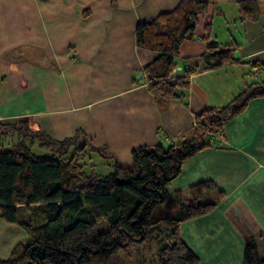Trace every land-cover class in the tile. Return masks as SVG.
Returning a JSON list of instances; mask_svg holds the SVG:
<instances>
[{"label":"crops","instance_id":"crops-1","mask_svg":"<svg viewBox=\"0 0 264 264\" xmlns=\"http://www.w3.org/2000/svg\"><path fill=\"white\" fill-rule=\"evenodd\" d=\"M179 1L0 0V125L57 141L82 133L79 163L95 175L92 154L110 159L113 170L114 163L129 167L139 146L193 139L197 114L264 82V0H254V21L239 19L241 0H206L193 39L181 44L175 61V78L187 66L194 70L189 85L164 100L148 90L144 68L157 54L137 48L135 28ZM209 43L230 46L232 62L206 69ZM14 136L21 137L0 133V143ZM214 138L183 161L167 195L188 199L191 185L212 181L223 198L180 223L179 238L197 264H241L247 235L255 236L259 257L264 246V97L250 100Z\"/></svg>","mask_w":264,"mask_h":264},{"label":"trees","instance_id":"trees-1","mask_svg":"<svg viewBox=\"0 0 264 264\" xmlns=\"http://www.w3.org/2000/svg\"><path fill=\"white\" fill-rule=\"evenodd\" d=\"M208 6L206 0H180L171 11L137 24V48L157 54L144 68L148 90L155 98H177L175 91L189 85L187 73L173 76L175 61L181 44L193 39L197 19ZM238 11L241 21L258 17L254 0L239 1ZM231 52L230 46L219 49L207 44L205 68L232 62ZM261 97L264 82L246 86L228 105L197 114L190 141L167 148H134L129 167L114 163L112 172L102 178L82 170V133L57 141L21 127L0 125L2 135H21L10 149L0 143V218L18 225L27 236L7 258H0V264H107L123 249L147 241L157 246L156 264H197L195 254L179 238V224L211 211L223 192L212 181H202L189 187L188 199L176 192L171 200L167 186L186 158L214 144L215 138L209 141L206 131L215 137L250 100ZM36 145L50 154L33 153ZM209 192H215V198H205ZM31 206L40 211L32 224L23 219ZM101 222L106 228L99 231ZM241 264H264L252 234L246 236Z\"/></svg>","mask_w":264,"mask_h":264},{"label":"rangeland","instance_id":"rangeland-1","mask_svg":"<svg viewBox=\"0 0 264 264\" xmlns=\"http://www.w3.org/2000/svg\"><path fill=\"white\" fill-rule=\"evenodd\" d=\"M16 136L5 137L2 140L3 147L5 149H10L11 146L17 141ZM32 152L41 155L48 156L50 152L44 149H38L37 147L32 148ZM72 150L70 151V153ZM110 159L99 158L96 154H92V163L96 165L94 173L103 177L112 171L110 165ZM80 162H83L80 160ZM83 172L86 174L90 173L89 167H84ZM36 206H31L24 213V221L32 224L35 221V217L38 216L40 211L35 208ZM246 228L251 229V232L255 233V229L251 227L250 223L247 221L245 223ZM106 228V224L101 222L98 225V230L102 231ZM257 233V232H256ZM255 233V234H256ZM27 240L26 234L18 225H11L4 223L0 218V258H7L11 252L20 245L24 244ZM264 243L259 242V245ZM260 257L264 258V246L260 247ZM157 260V246L153 241H147L140 245L133 247H128L118 252L114 257L107 260V264H156Z\"/></svg>","mask_w":264,"mask_h":264},{"label":"built area","instance_id":"built-area-1","mask_svg":"<svg viewBox=\"0 0 264 264\" xmlns=\"http://www.w3.org/2000/svg\"><path fill=\"white\" fill-rule=\"evenodd\" d=\"M185 72L188 74V78H189L191 77V74H193L194 70L190 66H187L185 68ZM205 133L207 137L209 138V141H212L214 139V136L209 131H206Z\"/></svg>","mask_w":264,"mask_h":264},{"label":"water","instance_id":"water-1","mask_svg":"<svg viewBox=\"0 0 264 264\" xmlns=\"http://www.w3.org/2000/svg\"><path fill=\"white\" fill-rule=\"evenodd\" d=\"M139 77V76H138Z\"/></svg>","mask_w":264,"mask_h":264}]
</instances>
